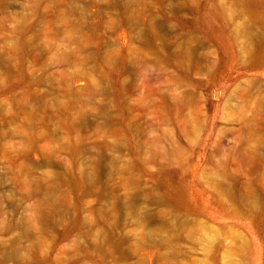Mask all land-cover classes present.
<instances>
[{
	"label": "rangeland",
	"instance_id": "374dc122",
	"mask_svg": "<svg viewBox=\"0 0 264 264\" xmlns=\"http://www.w3.org/2000/svg\"><path fill=\"white\" fill-rule=\"evenodd\" d=\"M0 264H264V0H0Z\"/></svg>",
	"mask_w": 264,
	"mask_h": 264
}]
</instances>
